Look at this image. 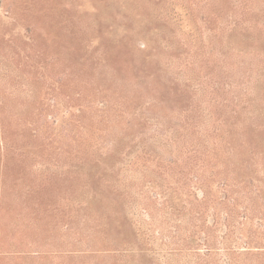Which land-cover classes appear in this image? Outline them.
Here are the masks:
<instances>
[{
    "label": "rangeland",
    "instance_id": "obj_1",
    "mask_svg": "<svg viewBox=\"0 0 264 264\" xmlns=\"http://www.w3.org/2000/svg\"><path fill=\"white\" fill-rule=\"evenodd\" d=\"M0 264H264V0H0Z\"/></svg>",
    "mask_w": 264,
    "mask_h": 264
}]
</instances>
